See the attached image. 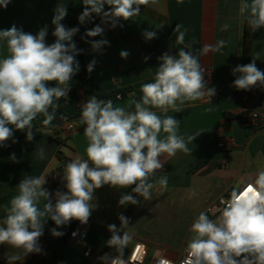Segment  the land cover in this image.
I'll return each mask as SVG.
<instances>
[{"label":"clouds","instance_id":"1","mask_svg":"<svg viewBox=\"0 0 264 264\" xmlns=\"http://www.w3.org/2000/svg\"><path fill=\"white\" fill-rule=\"evenodd\" d=\"M9 3L11 0H0V8H7ZM159 3L160 0H82L84 10L78 21L83 24L96 14L102 23L115 27L120 20H134L139 16L141 6ZM239 14L246 19L251 31L264 29V0H239ZM66 15L67 7L57 4L51 20L55 37L51 44L46 41L47 26L36 34L25 32L15 24L0 30V41H4L7 48V55L0 57V146L12 139L13 127L24 131L26 140L31 142L34 139L32 122L43 115V123L50 125L60 107L58 102L63 99L67 103L70 82L80 70L76 57L82 50L73 40L79 28H69L62 23ZM229 27L225 23L220 31H227ZM103 31L97 25L86 31L85 36L96 37ZM187 32V28L176 24L175 43L183 47L175 55L165 52L158 57L160 63L154 81L141 86L142 95L130 107L114 106L113 100L99 99L95 95L81 104L77 125L86 126L83 131L87 140L86 158L78 155L64 165L62 182L66 191L54 193L55 203L51 198L53 194L43 187L47 175L26 176L18 183L17 194L10 199L0 221V245L7 244L22 251L23 257L40 253L39 238L44 233L45 222L51 219L57 228L72 220L87 223L97 208L94 190L104 185L117 189L131 187L132 193L146 201L152 199L154 188L167 190V175L150 182L163 168L161 157L164 154L175 156L178 151L190 153L188 143L201 133L189 135L185 140L178 134L180 121L172 115H158L153 109L164 114L170 110L179 113L188 102L205 98L210 102L216 88L208 87L200 56L221 52L227 45V41L220 39L215 44H205L199 55H195L191 51L193 42L185 43ZM143 36L151 40L156 38V32L145 31ZM107 44L108 41L102 39L92 42L91 47L98 51ZM128 55L127 51L120 52L121 58ZM255 61L253 58L252 62L232 69L236 77L232 86L237 90L264 88V71L257 68ZM95 63L93 60L86 66L88 73L94 70ZM49 82H55V86H49ZM161 133L166 135L161 136ZM37 158H45L44 148L38 150ZM194 195V191L190 192V198ZM118 203L137 205L140 200L126 194ZM221 204L224 206L216 210L218 215L213 213L214 219L206 211L194 218L189 228L191 236L185 247L186 256L180 264H264V169L258 170L254 178L243 182L241 187H233L229 199H222ZM118 219L120 228L108 225L111 237L106 242L117 255L112 259L107 254L100 257L104 264H127L122 257L134 233L122 231L129 227L128 217L120 214ZM57 228L50 229L53 237L63 235ZM156 255L158 264H173L159 252ZM6 260L7 264H15L21 256L7 255Z\"/></svg>","mask_w":264,"mask_h":264},{"label":"crops","instance_id":"2","mask_svg":"<svg viewBox=\"0 0 264 264\" xmlns=\"http://www.w3.org/2000/svg\"><path fill=\"white\" fill-rule=\"evenodd\" d=\"M57 4L66 6L67 13L76 16L81 14L79 0H11L7 8H0V30L8 29L13 24L32 34H36L44 26L49 29ZM107 10L108 6L105 5V11ZM177 23L188 29L185 43H198L201 49L205 44H215L220 39L227 41L221 52H209L201 56L202 66L211 72L208 87H215L222 97L206 103L188 102L179 113L170 110L164 114L153 109L158 115H172L180 121L178 134L185 140L189 135L201 133L192 143H188L191 152L186 154L178 151L175 156L164 154L161 157L163 168L150 178V182L167 175L168 187L166 191L154 188L151 200L146 201L136 196L131 187L117 189L104 185L95 189L97 208L89 218L87 241L69 242L59 264H93L83 256L87 245L109 257L117 255L115 249L108 247L106 242L111 237L108 225L115 224L120 228V214L129 218V227L122 231L134 233L132 243L124 249V258L129 255L136 242L142 241L149 248L144 264H154L158 258L157 252L177 261L185 252L191 236L189 228L194 218L201 211L207 212L219 197L230 196L233 187H241L243 182L253 179L258 170L264 169V125L245 126L242 122L248 111H264V88L243 91L232 86L236 78L232 75V69L237 65L248 64L255 58L257 68L264 71V29L251 31L246 19L239 14V0H183L182 3L179 0H160L158 5L141 6L140 15L134 20H120L115 27L111 23H102V35L87 37L86 31L92 28H86L84 42L88 62L96 61L92 71L96 92L106 93L117 88L132 87L126 96L113 100L114 106L130 107L142 95L141 86L154 81L160 63L158 57L165 52L175 55L183 47L175 43L173 30ZM225 23L230 27L222 32L220 28ZM145 31H155L156 38L146 40L143 36ZM102 39L108 41V44L94 51L91 43ZM54 40L46 37L49 44ZM121 51L129 53L127 58H121ZM6 55V44L0 41V57ZM145 57L148 59L145 60ZM76 59L80 61L78 56ZM87 99L81 89L71 84L67 103L61 99L58 102L59 109L73 115ZM43 119L44 116L39 115L32 122L33 126ZM84 127L86 126H75L76 130L68 128L63 134L71 139L64 145H60L51 132L36 130L31 142L25 136L12 148L0 152V221L6 214L5 207L10 199L17 194L16 186L26 176L47 175V182L43 187L53 194V203L57 190L66 191L62 182L63 171L60 172L59 167L78 155L86 158ZM22 132L13 127V135ZM164 135L166 134L161 133V136ZM219 139L224 141L225 148H218ZM40 148L45 150L43 160L37 158ZM59 150L63 160L58 158ZM192 191L195 195L191 198L196 203L188 207L186 201ZM126 194H132L140 203L119 205L120 197ZM171 200L176 202L184 225L190 219L189 227L184 230L183 238L174 237L172 241H168L170 245H159L160 241L149 237L147 224L139 223L141 213L146 218L149 208L161 211L163 201L170 203ZM43 204L42 200L39 205L41 209ZM64 227L65 225L57 228L48 219L44 233L39 238L40 253L29 254L27 258L23 257L22 251L4 244L0 245V261L7 264V255L19 254L21 260L15 264H38L42 257L51 254V251H46L45 243L56 244L62 237H53L50 229L57 228V231L63 233Z\"/></svg>","mask_w":264,"mask_h":264},{"label":"trees","instance_id":"3","mask_svg":"<svg viewBox=\"0 0 264 264\" xmlns=\"http://www.w3.org/2000/svg\"><path fill=\"white\" fill-rule=\"evenodd\" d=\"M80 1V5H81V13L84 10V5L82 4V0ZM63 24H65L67 27L71 28V27H78L79 28V32L74 36V40L75 43L77 45V48L79 50H82L81 54L78 55L79 57V65H80V70L77 73L76 76L73 77V80L70 82L72 85L76 86L77 88L81 89L85 96L87 98L95 95L97 98L99 99H104V100H114L116 99V96L118 94H121L122 96H126L128 94L129 91L132 90V87H127V88H117L114 90H111L109 92L106 93H97L96 89H95V82H94V77L92 72L88 73L87 72V65L89 64L88 62V54L86 52L85 49V42H84V31L86 28H94L97 25H99L100 27H102V20L101 17L93 14L92 18L90 21H86L83 24H80V22L78 21V16L67 13L65 19L62 21ZM54 31V26L51 25L50 28L48 29V37L51 39H55V37L52 36V32ZM83 37V39H82ZM201 49V45L198 43H192V48L191 51L195 54V55H199V51ZM188 50V49H186ZM200 62H201V56H200ZM51 86H53L55 84V82H49ZM51 111V109H50ZM80 114H81V108L79 107L78 110L73 114V115H68L67 113H65L64 111L60 110L59 108H57L56 113H55V119L53 120V122L50 125H45L43 123V120L39 123H36L33 126L32 131H36V130H44V131H48L51 132L52 135L54 136L55 140L60 144V145H64L65 142L69 139H71V137H66L64 136V132L68 129L70 124H73L75 122H77L80 118ZM227 117H230L229 113L225 114ZM64 118H66L65 120H63ZM242 118V117H240ZM74 130L75 129V125H74ZM26 136V133L23 131L20 134L17 135H13L12 139L6 141L4 146H0V152L7 150L9 148H12L13 146H15L18 142H20L24 137ZM13 140L15 141V143H13ZM61 150L58 151V158L60 160H63L64 157L61 155ZM66 163H63V165H60L59 170L63 171V166ZM134 187V186H133ZM78 222V220H72L69 224L65 225L64 230H63V235L60 239V241L56 244H52L51 242H46L45 243V249L46 251H51V254L48 256H44L42 257L38 264H59L60 261L62 260L65 250L69 244V237L71 232L73 231L76 223ZM0 264H6L4 262L0 261Z\"/></svg>","mask_w":264,"mask_h":264},{"label":"built area","instance_id":"4","mask_svg":"<svg viewBox=\"0 0 264 264\" xmlns=\"http://www.w3.org/2000/svg\"><path fill=\"white\" fill-rule=\"evenodd\" d=\"M205 70H206L205 80L207 82H209L211 72H210V70H207V69H205ZM118 96L120 97V99L123 97L121 94H118L116 96V98ZM221 97H222L221 93L218 90H216V94L211 98L210 102L219 100ZM199 102L206 103V102H208V98H205L204 100L199 101ZM242 122L245 126H261V125H264V111H248L246 113L244 119L242 120ZM68 128L70 130H73L74 125L70 124ZM217 146L220 149L226 147L225 143L222 139L218 140ZM63 169H64V166H63ZM222 199L227 201L229 199V196L219 197L217 199V201L207 209V212L211 218L214 219L215 216L213 215V213L215 212L216 215H218V212L216 210L218 208H221L224 206L223 204H221ZM89 227H90V221L89 220L87 221V223H84V224H81L78 221L76 223L73 231L70 234L69 242H71V243H73V242L86 243L87 238H88ZM148 252H149L148 245L145 242L138 241L133 245L129 255L125 258L124 257H122V258L127 260V264H144L146 259H147V256H148ZM83 256L85 259L92 262L93 264H102L103 263V261L100 260V257L104 256V254L101 252H97L93 246L87 245L83 251ZM162 256L165 259L172 261L173 264H180V262L182 260H184L186 253L184 252L183 256L177 261L171 260V259L165 257L164 255H162ZM28 257H29V255H27V258ZM114 257L115 256H111L110 259H112ZM158 260H159V257L157 258V260L155 261L154 264H158Z\"/></svg>","mask_w":264,"mask_h":264},{"label":"rangeland","instance_id":"5","mask_svg":"<svg viewBox=\"0 0 264 264\" xmlns=\"http://www.w3.org/2000/svg\"><path fill=\"white\" fill-rule=\"evenodd\" d=\"M171 196L176 197L174 195ZM171 201L170 203L163 201L161 211L149 208L146 212V218H143L141 213L139 223L147 224L149 237L160 241L158 242L159 245H163V243L170 245L168 241H172L174 237L183 238L184 230L189 227L190 219H187V225H184L183 219L179 216L176 202ZM186 202L188 207H192L191 204L196 203L190 196L187 197Z\"/></svg>","mask_w":264,"mask_h":264},{"label":"water","instance_id":"6","mask_svg":"<svg viewBox=\"0 0 264 264\" xmlns=\"http://www.w3.org/2000/svg\"><path fill=\"white\" fill-rule=\"evenodd\" d=\"M66 118H64L63 120H65ZM76 127H82V125H77V122L74 123Z\"/></svg>","mask_w":264,"mask_h":264}]
</instances>
